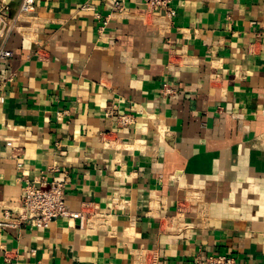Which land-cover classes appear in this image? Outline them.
I'll list each match as a JSON object with an SVG mask.
<instances>
[{"label":"crops","instance_id":"obj_1","mask_svg":"<svg viewBox=\"0 0 264 264\" xmlns=\"http://www.w3.org/2000/svg\"><path fill=\"white\" fill-rule=\"evenodd\" d=\"M114 2L34 0L4 42L0 222L54 167L111 219L0 227V264H264V0Z\"/></svg>","mask_w":264,"mask_h":264},{"label":"built area","instance_id":"obj_2","mask_svg":"<svg viewBox=\"0 0 264 264\" xmlns=\"http://www.w3.org/2000/svg\"><path fill=\"white\" fill-rule=\"evenodd\" d=\"M149 9L160 10L168 8L172 0H141ZM124 0H115V9L122 11L124 9ZM34 0H24L18 11L10 15V4L5 0L0 1V91L6 81L13 80L14 74L4 78V72L7 70L9 60L13 56L12 51L6 49L3 45L6 39L15 31L22 28L21 23L24 17L31 12ZM168 15L173 12L167 10ZM22 32V31H21ZM23 33V32H22ZM28 32H26L27 34ZM27 36V35H25ZM165 91L171 92V89L165 85ZM2 96L0 95V102ZM112 115V111L106 112ZM118 120L122 125L131 123V115H118ZM11 144V142H9ZM55 177L48 179L42 175L37 179H25L23 193L21 197V207L18 213L11 211L5 212V218L0 222L2 229L18 226H32L35 228L46 229L57 219H68L78 222L81 228L102 229L111 219V214L102 213L97 204L83 202L78 210L71 209L66 198V181H61L56 177L59 168L54 167ZM199 264H237L233 257L224 254H210L206 260L199 257Z\"/></svg>","mask_w":264,"mask_h":264}]
</instances>
